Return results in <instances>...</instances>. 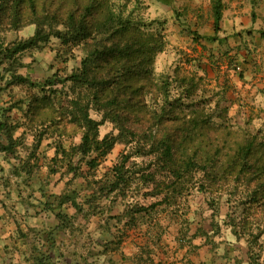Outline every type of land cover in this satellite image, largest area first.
Instances as JSON below:
<instances>
[{"label": "rangeland", "instance_id": "obj_1", "mask_svg": "<svg viewBox=\"0 0 264 264\" xmlns=\"http://www.w3.org/2000/svg\"><path fill=\"white\" fill-rule=\"evenodd\" d=\"M110 1L165 40L151 84L141 78L146 85L133 95L134 106L116 109L139 135L152 130L156 140L173 141L177 164L193 161L198 168L176 180L160 153L139 156L145 144L131 137L93 168L96 153L71 152L83 130L69 120V106L78 95L89 98L68 77L87 49L56 33L66 32L74 1L36 0L16 18L0 7V49L37 30L48 36L0 64V122L7 123L0 149L10 135L15 140L12 151L0 150V264H249V256L264 264V173L255 178L241 158V147L253 142L264 160V33L246 20L237 30L222 20L221 42L208 41L214 26L203 6ZM90 115L102 120L95 108ZM107 134H118L108 121L99 138ZM123 163L129 182L110 192L113 169ZM63 195H76L82 209L62 207L74 222L67 232L57 228L55 197Z\"/></svg>", "mask_w": 264, "mask_h": 264}, {"label": "trees", "instance_id": "obj_2", "mask_svg": "<svg viewBox=\"0 0 264 264\" xmlns=\"http://www.w3.org/2000/svg\"><path fill=\"white\" fill-rule=\"evenodd\" d=\"M73 1L76 9L67 15L66 32L57 31L56 36L62 39H71L75 45H83L87 49L80 68L75 70L68 80L86 87L89 99L84 102L83 98L78 95L69 106V120L83 130L80 144L73 146L71 152L77 151L84 156L96 153V158L89 162L90 167L93 168L98 164L97 160L109 154L118 141L121 139L127 141V138L131 137L132 140L145 144L139 147L137 151L139 156L160 153L164 168L171 170L169 173L175 176L176 180H183L182 177L192 169L198 168L199 164L196 165L193 161L177 164L174 159L173 141L167 138L156 140L152 130L139 135L126 124L129 119L123 117L116 109L120 105H123V108L134 106L133 95L146 85L143 84L141 78L151 84L150 68L156 55L162 52L165 46L163 34L144 31L136 26L128 17L124 16L123 10H116L110 0H87L85 3L82 0ZM156 1L166 6H171L174 3V0ZM35 2L36 0H0V7L10 8L12 17L16 18L24 4L35 8ZM80 8H83L84 14L77 15ZM223 9L222 0L212 1L214 35L206 37V40L221 42L218 34L222 28ZM47 40L48 36L37 30L30 39L20 41L12 47L1 48L0 64H3L6 59L16 60L17 55L29 49L38 48ZM13 77L17 83L27 82V79L22 76L13 75ZM120 95H124V98L120 99ZM92 108L101 113V121L91 117L90 110ZM106 121L114 125L118 134H107L100 139L99 127ZM6 128L7 123L0 122V132H7ZM41 140L40 138L35 139L36 148L39 147ZM14 144L15 140L10 135L8 143L3 145L0 150L10 152L14 149ZM60 150L64 155L70 152L65 148H60ZM255 153L256 147L253 142L241 147L242 168L248 169L247 171L258 179L264 173V160L261 157L256 158ZM256 161L258 163L255 164ZM128 172L124 163L113 169L114 180L111 183L110 192L118 191L122 185L129 182ZM55 198L59 207L56 217L60 224L57 228L67 232L70 228L72 229L74 222L70 223L72 216L63 213L62 207L71 203L79 212L82 210L81 205L77 202L76 195L56 196ZM198 235H200L199 232L195 233L193 238ZM251 258L249 256V264H253Z\"/></svg>", "mask_w": 264, "mask_h": 264}, {"label": "crops", "instance_id": "obj_3", "mask_svg": "<svg viewBox=\"0 0 264 264\" xmlns=\"http://www.w3.org/2000/svg\"><path fill=\"white\" fill-rule=\"evenodd\" d=\"M212 1L213 0H174V4L186 2V5L190 4L192 7L197 6L196 8L203 6L206 11V17H212V21H214ZM222 3L224 5L222 20L230 22L233 30L235 28L234 26L238 24L240 20H246V22L249 23L246 24V27L249 28L253 26V29H258L260 32L259 36L262 37L264 33V0H222ZM197 13H199V9H197ZM200 14H202L201 11ZM237 29L238 28H235V30ZM129 260L134 263L133 258Z\"/></svg>", "mask_w": 264, "mask_h": 264}]
</instances>
